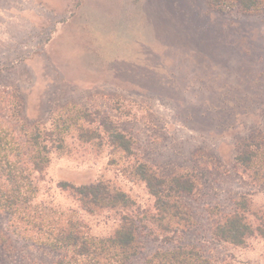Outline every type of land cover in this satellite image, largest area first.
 I'll list each match as a JSON object with an SVG mask.
<instances>
[{"label":"rangeland","instance_id":"1","mask_svg":"<svg viewBox=\"0 0 264 264\" xmlns=\"http://www.w3.org/2000/svg\"><path fill=\"white\" fill-rule=\"evenodd\" d=\"M80 118L89 129L113 123L135 154L66 134L65 152L51 153L49 167L33 175L38 212L73 210L96 238L113 236L132 214L141 254L134 264L185 245L210 264H264L260 236L244 246L214 236L224 216L244 212L242 198L252 229L264 228V10L217 9L209 0H0V139L25 144ZM247 143L258 149L250 170L237 161ZM12 156L9 144L0 157ZM134 163L195 179L181 198L194 225L172 242L151 218L146 185L122 172ZM101 180L131 207L91 214L60 187ZM0 189V200L9 198L13 181L1 176ZM36 232L0 209V264H59L42 244L46 232Z\"/></svg>","mask_w":264,"mask_h":264},{"label":"trees","instance_id":"2","mask_svg":"<svg viewBox=\"0 0 264 264\" xmlns=\"http://www.w3.org/2000/svg\"><path fill=\"white\" fill-rule=\"evenodd\" d=\"M209 2L217 9L236 7L247 13L264 10V0H209ZM64 123L54 124V129L48 130L44 139L32 135L25 144H21L14 136L6 140L0 139V154L9 144L13 151V159L0 157V177L6 176L7 181H13L12 194H9V198L0 200V209L15 215L29 226L31 231L46 232L42 244L60 254L59 264H134V260L141 254L137 240L138 220L132 214L127 213L121 218V223L113 236L96 238L89 234L84 224L75 219L73 210L60 211L54 208L44 211L40 206L39 213L38 207L33 204V198H36L38 193L33 175L42 173L49 167L51 153L65 152L66 134L74 133L80 142L94 145H102L99 142L105 139L114 151L124 154L128 159L135 154L132 139L111 122H102L96 126L97 129H89L83 118ZM24 147H28L26 151ZM254 148L257 149L254 143L245 144L237 158L240 166L246 170L254 169L257 165L255 162L258 154ZM136 165L137 163H134V166L128 169H122V172L146 185L155 200V213L151 218L159 234L172 242L175 234L187 232L194 225L190 214L181 203V198L194 191L195 179L185 173L162 176L147 164ZM60 187L75 197L91 214L110 210L124 211L133 204L127 194L103 180L81 186L64 182ZM0 191L3 193L2 189ZM238 206L243 208L244 214L249 213V203L246 199L242 198ZM57 213L60 218L54 216ZM243 213L237 211L233 215L224 216L217 223L214 236L238 246L246 245L247 240L256 235L264 239V228L252 229ZM192 248L185 245L177 249L173 247L159 250L143 259V264H210L201 253L200 259L196 255L192 256Z\"/></svg>","mask_w":264,"mask_h":264}]
</instances>
